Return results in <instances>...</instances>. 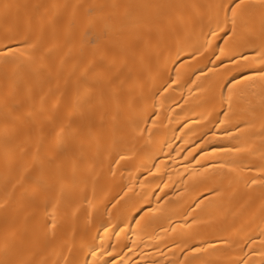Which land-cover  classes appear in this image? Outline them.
<instances>
[{"label": "bare ground", "instance_id": "bare-ground-1", "mask_svg": "<svg viewBox=\"0 0 264 264\" xmlns=\"http://www.w3.org/2000/svg\"><path fill=\"white\" fill-rule=\"evenodd\" d=\"M0 264H264V0H0Z\"/></svg>", "mask_w": 264, "mask_h": 264}]
</instances>
